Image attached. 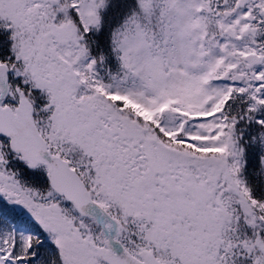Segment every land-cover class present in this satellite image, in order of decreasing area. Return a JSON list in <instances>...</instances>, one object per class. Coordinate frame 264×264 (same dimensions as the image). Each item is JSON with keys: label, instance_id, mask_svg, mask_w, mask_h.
Instances as JSON below:
<instances>
[{"label": "snow or ice", "instance_id": "6c2138e0", "mask_svg": "<svg viewBox=\"0 0 264 264\" xmlns=\"http://www.w3.org/2000/svg\"><path fill=\"white\" fill-rule=\"evenodd\" d=\"M0 264H264V0H0Z\"/></svg>", "mask_w": 264, "mask_h": 264}]
</instances>
